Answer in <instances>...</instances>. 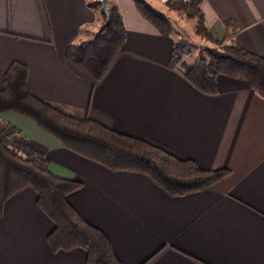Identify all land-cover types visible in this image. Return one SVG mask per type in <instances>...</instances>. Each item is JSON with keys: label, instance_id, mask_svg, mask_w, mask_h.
I'll use <instances>...</instances> for the list:
<instances>
[{"label": "crops", "instance_id": "1", "mask_svg": "<svg viewBox=\"0 0 264 264\" xmlns=\"http://www.w3.org/2000/svg\"><path fill=\"white\" fill-rule=\"evenodd\" d=\"M90 1L0 0V88L2 71L19 61L32 94L60 111L229 175L209 189L169 196L147 176L112 171L64 148L32 120L3 111L10 143L34 152L13 150L81 183L68 200L107 235L121 264H264V96L225 75L216 77V94L199 91L172 54L174 38L160 35L132 0H109L126 40L105 76L91 79L65 58L69 44L100 26ZM200 8L214 38L231 21L234 42L264 57V0H201ZM52 227L33 189L10 197L0 214V264H88L82 248L50 250Z\"/></svg>", "mask_w": 264, "mask_h": 264}, {"label": "trees", "instance_id": "2", "mask_svg": "<svg viewBox=\"0 0 264 264\" xmlns=\"http://www.w3.org/2000/svg\"><path fill=\"white\" fill-rule=\"evenodd\" d=\"M132 2L160 35H171L172 25L167 17L146 0ZM200 3L201 0L166 1L169 9L184 14L187 19H196L194 32L209 42L188 65L182 61L183 55L190 54L187 43L174 39L172 54L180 61L185 78L202 93L213 95L218 92L216 77L225 75L245 82L264 96V57L234 42L232 36L237 28L231 21L225 22L223 36L214 38L204 25ZM88 6L98 11L100 26L89 39L69 44L65 58L98 81L124 46L126 28L118 7L109 0L106 10L100 0L88 2ZM27 72L26 65L16 60L2 71L0 112L13 111L32 120L64 148L112 171L143 174L169 196L209 189L229 175L226 168H202L192 159H180L144 139L117 132L89 117L76 118L60 111L32 94ZM6 127L0 122V214L10 197L31 188L36 193L38 207L53 223L46 237L52 252L82 248L88 264H121L107 235L86 221L68 200V194L81 183L56 177L27 155L15 152V147H30L20 142L11 144L5 135Z\"/></svg>", "mask_w": 264, "mask_h": 264}, {"label": "rangeland", "instance_id": "3", "mask_svg": "<svg viewBox=\"0 0 264 264\" xmlns=\"http://www.w3.org/2000/svg\"><path fill=\"white\" fill-rule=\"evenodd\" d=\"M155 10L167 17L172 25L171 36L176 40L187 43L191 59H195L200 49L209 45V42L201 38L194 32L196 19H187L184 14H180L169 9L166 1L175 0H146ZM190 60V59H189Z\"/></svg>", "mask_w": 264, "mask_h": 264}, {"label": "water", "instance_id": "4", "mask_svg": "<svg viewBox=\"0 0 264 264\" xmlns=\"http://www.w3.org/2000/svg\"><path fill=\"white\" fill-rule=\"evenodd\" d=\"M100 1H101L103 10H106L107 9V0H100Z\"/></svg>", "mask_w": 264, "mask_h": 264}]
</instances>
